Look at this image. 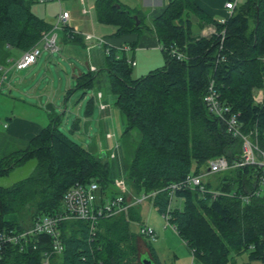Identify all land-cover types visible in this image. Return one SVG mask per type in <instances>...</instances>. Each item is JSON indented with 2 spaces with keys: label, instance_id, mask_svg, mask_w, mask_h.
<instances>
[{
  "label": "trees",
  "instance_id": "obj_1",
  "mask_svg": "<svg viewBox=\"0 0 264 264\" xmlns=\"http://www.w3.org/2000/svg\"><path fill=\"white\" fill-rule=\"evenodd\" d=\"M244 1L221 25L195 0H172L153 27L145 23L140 10L119 0L96 2L98 21L116 26L115 37L151 33L165 57L163 68L134 80L127 52L105 45L106 69L97 73L105 76L122 114L123 177L137 196L160 192L148 201L163 216L171 205L169 192L163 189L202 174L212 158L224 156L233 161L242 153V139L229 134L204 104L211 81H215L221 101L240 114L243 132H254L264 147V105L254 102L255 91L264 87V0ZM209 25L216 26L219 35L201 36ZM52 29V23L32 13L31 1L0 0V78L12 66V51H30ZM224 30L227 34L221 48ZM65 31L69 40L76 39L70 28ZM172 48L187 59L172 57ZM94 75L81 77L79 88L96 89L100 83ZM94 102L92 99L86 109L87 117L93 107L96 110ZM61 120V116L52 117L49 126L29 142L7 135L0 125V178L30 160L36 162L26 179L9 187L0 185V231L62 212L64 196L78 183L96 181L102 197L121 195L110 179L108 154L98 155V147L86 149L71 140L60 129ZM255 176L254 168L233 169L207 181L210 192L205 195L191 189L177 193L185 205L172 208L170 225L197 264H230L247 251L252 259L264 263V195L254 196L249 203L239 198L254 189ZM213 191L222 195L214 198ZM140 212L141 205H137L127 213L102 219L93 233L88 221L63 222L64 251L53 254L51 264H141L139 238H148L130 229L131 221H140ZM11 216L18 219L11 221ZM38 246L37 251L25 253L11 249L0 264H43L51 239L39 237ZM149 249L160 264L151 243Z\"/></svg>",
  "mask_w": 264,
  "mask_h": 264
},
{
  "label": "rangeland",
  "instance_id": "obj_2",
  "mask_svg": "<svg viewBox=\"0 0 264 264\" xmlns=\"http://www.w3.org/2000/svg\"><path fill=\"white\" fill-rule=\"evenodd\" d=\"M28 1H31L32 13L35 16L42 18L45 15L47 22L54 20L52 22L53 29L51 33L49 32V35L57 36V45L60 48V44L67 38V33L63 28H54L60 12L59 2L61 1L64 4L65 1L47 0L45 3H39V0ZM244 2V0H239L238 6L243 5ZM47 14L50 17L46 16ZM203 30L200 33L201 36H203ZM226 34L225 32V38ZM206 37L211 38L212 36ZM95 44L89 52L92 57V63L97 65L98 71H101L106 69L104 47L97 42ZM131 46L129 45V47ZM39 47L42 55L38 64L31 66L25 72L8 71V81L0 90V125L3 128L4 124L11 125L19 119L47 125L51 117L61 116L62 120L59 127L71 140L86 149H94L93 147L96 148L99 144L105 148L98 149L97 154L100 155L104 152L108 154L110 179L115 181V186L121 195H125L128 200L137 197L123 177L124 168L121 161L123 118L121 111L116 106L117 98L110 86L105 82V76L94 73L96 74L94 79L100 83L96 86L104 95L105 102L108 104L112 117H114L108 126L98 123L100 110H95L94 107L89 120L84 118H87L86 109L90 101L96 97L95 88H79L78 80L74 78V76L78 77L81 72L86 73L89 71V61L87 57H84L85 54L81 55L74 52L70 55L66 50L62 51V49H59L58 52H55L56 54L51 55L45 49L44 43H40ZM135 50L137 66L131 72L132 79H141L165 66V57L161 49L155 51ZM12 53L14 58L19 55L16 51H12ZM133 55V51H127L128 61L132 60ZM261 60L264 62V57ZM74 69H76L75 73ZM4 131L7 130L4 129ZM113 131L116 132V137L107 135V133H112ZM35 166V161H28L23 166L13 170L9 176H2L0 185L9 187L20 180L26 179L32 174ZM204 172L205 168L202 174ZM215 177L216 175H207L205 181H214ZM253 181L252 185L255 184V180ZM176 200H178L177 197L172 203V208L183 209L185 205L183 199L179 198V201ZM140 205V221H131L130 229L133 233L138 234L141 226H151L155 229L156 238L155 240L139 238L138 259L144 254H149L153 258L149 249L151 243L160 264H196L193 262L194 258L182 238L163 215L158 213L153 203L146 201ZM17 219L16 216L10 217L11 221H16ZM251 254L250 251H247L235 256L234 261L230 264H264L260 260L252 259Z\"/></svg>",
  "mask_w": 264,
  "mask_h": 264
},
{
  "label": "built area",
  "instance_id": "obj_3",
  "mask_svg": "<svg viewBox=\"0 0 264 264\" xmlns=\"http://www.w3.org/2000/svg\"><path fill=\"white\" fill-rule=\"evenodd\" d=\"M46 2V0H40ZM239 0L231 1L226 4L227 16L219 20L218 23L225 25L234 14L238 7ZM70 15L67 12H62L56 19V27L54 29L68 28ZM225 30L221 35V48L225 41ZM51 33V32H50ZM44 33L41 42L45 43L46 50L55 53L59 51L57 45V36ZM203 36L219 35L217 27L209 25L204 28ZM42 51L36 46L30 51L25 52L19 59L13 61L12 68L19 72H23L35 65L41 58ZM170 55L177 58L179 61L187 59L185 54L178 49L172 48ZM132 66H136V62L129 61ZM8 72V71H7ZM7 72L0 78V89H2L8 80ZM254 102L256 105H264V87L258 89L254 93ZM204 104L208 111L217 119L224 123L227 131L234 138H240L243 141L242 153L240 156L229 161L226 157H216L208 160L205 167V172L200 175H190L184 181L172 184L163 191H168L170 195L169 209L163 216L170 224V212L172 203L175 201L178 192L186 190H199L203 195L209 193L207 190L205 177L207 175H216L225 173L233 169H256V184L253 190H248L246 194L239 195V198L244 203H249L254 196L264 194V147L259 143L254 132L245 134L243 132V123L240 119V114L232 112L231 108L221 101V96L216 90L215 81H211L206 95L204 96ZM6 128L7 125H4ZM114 138V137H113ZM100 185L96 181L89 184L78 183L73 186L64 196L63 211L54 216H38L31 223L23 221L19 226L5 228L0 231V263L4 260L11 249H17L20 253L28 251H37L39 249V237L46 235L51 239L50 252L44 253L43 264H51V256L53 254H62L64 245L62 241L61 225L65 221H88L91 223L92 233L94 232L98 222L102 219L112 218L127 213L130 208L140 205L148 200L155 198L160 192L143 194L133 199H126L124 195L116 197H102L100 195ZM214 198L222 195L219 191L211 192ZM232 196H236L235 193ZM173 227V226H172ZM175 229V227H173ZM139 232L142 236L155 240L156 232L151 226H141Z\"/></svg>",
  "mask_w": 264,
  "mask_h": 264
},
{
  "label": "crops",
  "instance_id": "obj_4",
  "mask_svg": "<svg viewBox=\"0 0 264 264\" xmlns=\"http://www.w3.org/2000/svg\"><path fill=\"white\" fill-rule=\"evenodd\" d=\"M64 1H65L64 4H62L61 1L59 2V5H60L59 15L62 12L69 13L70 19L68 21V28H70L72 32L76 35V39L74 41H71L66 38V40H64L60 44L59 49L60 50L62 49V51L66 50V52L70 55H72L74 52H77L81 55L85 54L84 57H87V60L89 61L88 63L89 71H87L86 73H98L99 72L97 70L98 68L97 65H94L92 63V59H91L92 57L89 52L92 50L91 48L94 47V45H96L95 42H97L99 45H102L104 47L105 59H106L105 45H110V46L118 48L119 50L126 51V52L129 50L132 51L131 47L134 45H135V49H138L140 51H148V50L155 51V50L161 49V46L157 38L151 33H148V34L146 33L142 36H139L137 34H129V35H124L122 37H115L114 35L117 33V30H118L116 26L101 24L98 21L97 11H96L97 0H64ZM119 1L120 3H122L123 5L131 9L140 10L144 17L145 23L149 27H153V21L165 11V9L170 5L172 0H119ZM231 1L233 0H195V3L207 15L219 21V20L224 19L227 16L228 12L226 10V4ZM39 3H40V0H39ZM46 16H48V14ZM41 19L45 20V15H43ZM49 22L52 23L54 22V20H50ZM40 43H44V42H40ZM39 44L37 45L38 47H39ZM129 45H132V46L129 47ZM133 52H134V55H133L132 61L136 62V66H137V60H136V55H135L136 50H134ZM50 54L53 55L56 53L50 52ZM22 55L23 53L19 52V55L17 56V58L11 59V63L19 59ZM38 62L36 64H38ZM9 70L17 71L16 69L12 68V66L8 69V71ZM75 72H76V69H74V73ZM86 73L81 72L78 77L74 76V78L80 81L81 77H83ZM10 91L12 90L10 89ZM95 94H96V97H94L95 99L93 98L95 101L94 102L95 107H96V110L98 109L100 110L98 123L100 125L108 126V124L111 123V120L114 117H112L111 112L107 106L108 104L105 102L104 95L102 94L99 88L95 89ZM51 118L47 125L42 124V123H36V122L35 123L28 122V121L19 119V120H16L11 125L4 124V125H7V127L6 128L3 127V128L7 130L5 131L7 135L14 137L21 141L29 142L32 139L38 137L43 132V130L49 126V124L51 123ZM84 118L86 120H89V117H87L88 119L86 117ZM107 135H113L114 137H116V132L113 131L112 133H107ZM101 148H104V147H102V145L99 144L98 149L101 150ZM177 199L178 200L176 201H179V198ZM185 246L187 247L186 243H185ZM189 251L193 257L192 251L191 250ZM193 262L196 263L195 259Z\"/></svg>",
  "mask_w": 264,
  "mask_h": 264
},
{
  "label": "water",
  "instance_id": "obj_5",
  "mask_svg": "<svg viewBox=\"0 0 264 264\" xmlns=\"http://www.w3.org/2000/svg\"><path fill=\"white\" fill-rule=\"evenodd\" d=\"M134 18H135V20L137 21V25H139V24H140V21L138 20V17L135 16ZM49 107H50V106H49ZM50 108H52V107H50ZM103 156L106 157L107 154L104 153ZM140 263H141V264H157L156 261H155V260H154L149 254H144V255H142V256L140 257Z\"/></svg>",
  "mask_w": 264,
  "mask_h": 264
}]
</instances>
